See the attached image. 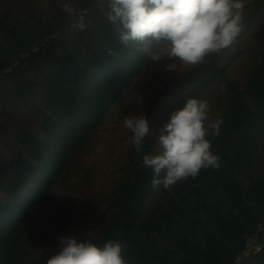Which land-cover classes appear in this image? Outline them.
Returning a JSON list of instances; mask_svg holds the SVG:
<instances>
[{"label":"trees","instance_id":"1","mask_svg":"<svg viewBox=\"0 0 264 264\" xmlns=\"http://www.w3.org/2000/svg\"><path fill=\"white\" fill-rule=\"evenodd\" d=\"M76 4L73 8L86 20L101 15V5L107 8L105 0H78ZM75 17L40 20L18 32L9 28V49L0 46V74L13 53L20 62L41 59L45 63L41 78L46 103L39 122L43 136L24 129L23 149L0 164V190L5 195L0 200V264H22L19 241L30 211L47 202L69 158L92 136L150 59L139 44H122L119 26L109 21L101 32L105 48L89 45L87 55L80 58L77 51L62 46L58 35L52 37ZM34 44L39 48L33 51ZM226 49L192 66L170 89V95L181 92L186 98L219 87L222 111L218 117L223 124L219 135L209 137L219 167L201 169L195 179L163 189L145 208L153 188V172L143 164V156L154 151L148 142L140 152L134 149L130 170L111 195L107 206L111 227L96 243L118 240L128 264H264V175L251 174L248 185L237 177L250 165V160L244 163L248 154L244 157L238 148L247 146V140L239 135L264 115V61L241 87L222 64ZM25 52L29 55L21 57ZM252 103L263 108L262 113L257 115ZM211 197H217L215 202L208 200ZM255 236L259 243L263 241L261 251L249 250L251 259L237 261Z\"/></svg>","mask_w":264,"mask_h":264},{"label":"rangeland","instance_id":"2","mask_svg":"<svg viewBox=\"0 0 264 264\" xmlns=\"http://www.w3.org/2000/svg\"><path fill=\"white\" fill-rule=\"evenodd\" d=\"M77 1L0 0V46L9 49L6 37L9 28L18 32L20 27L37 24L40 20L53 22L56 17L68 15L63 11L64 5L73 7ZM101 9V15L87 20L83 18V29L74 27L79 21L77 16L52 37L58 35L62 46L77 51L80 58L87 55L89 45L104 49L106 45L101 42V32L108 20L107 8L101 5ZM38 48V44L32 46L33 51ZM155 50V45L142 50L150 57L143 70L123 90L92 136L69 158L62 176L53 184L47 202L34 206L30 211L22 225L19 241V249L24 255L22 264L45 262L61 247L62 236L84 238L90 235L98 239L111 227L112 213L107 211V206L118 184L125 180L131 157L135 155L131 134L124 127L125 117L139 113L147 116L153 134L146 138L145 143H151L155 150L156 132L171 110L185 99L181 92L170 95V89L194 66H179L174 72H168L164 67L166 61L151 59ZM28 55L27 52L20 54L21 57ZM10 58L11 63L0 74V164L23 149L21 137L24 129L43 136L39 122L42 120L41 110L46 109L42 92L44 78H41L45 63L41 59L20 62L15 53ZM263 61L264 0H245L241 31L227 47L222 64L228 66L231 79L244 87L253 68ZM218 88H207L199 96L211 104L212 119L222 111ZM252 107L257 115L262 113L263 108L255 107L254 103ZM254 121L255 124L251 123L247 131L239 135L248 143L247 146H238L245 152L244 157L248 154L244 163L250 160L246 171L237 176L243 185L249 184L251 174L264 175V115ZM163 189V186L152 188L145 208L161 196ZM4 197L0 190V200L4 201ZM216 198L208 200L215 202ZM192 220L196 225V220Z\"/></svg>","mask_w":264,"mask_h":264},{"label":"clouds","instance_id":"3","mask_svg":"<svg viewBox=\"0 0 264 264\" xmlns=\"http://www.w3.org/2000/svg\"><path fill=\"white\" fill-rule=\"evenodd\" d=\"M107 20L119 26L122 44L136 43L142 50L155 45L153 61H166L174 72L179 66L203 63L207 56L231 45L241 31L245 0H105ZM69 16H79L75 28L83 29V16L64 5ZM212 106L205 98L187 96L168 114L156 132L155 150L143 156V164L153 172L152 187L164 189L201 169L218 168L219 157L211 150L210 136L219 135L222 118L212 119ZM124 127L131 145L142 150L153 134L147 116L129 114ZM61 247L45 264H128L118 240L100 245L93 236H62Z\"/></svg>","mask_w":264,"mask_h":264},{"label":"built area","instance_id":"4","mask_svg":"<svg viewBox=\"0 0 264 264\" xmlns=\"http://www.w3.org/2000/svg\"><path fill=\"white\" fill-rule=\"evenodd\" d=\"M247 250L237 256L236 260L240 261L242 258H246L249 256V250H252L253 253H258L261 251L262 244L256 240V236L254 238H250L247 243Z\"/></svg>","mask_w":264,"mask_h":264}]
</instances>
